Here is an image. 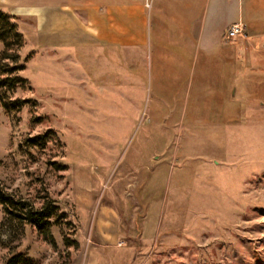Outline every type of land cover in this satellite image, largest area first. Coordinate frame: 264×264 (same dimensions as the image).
Masks as SVG:
<instances>
[{
    "label": "rangeland",
    "instance_id": "rangeland-1",
    "mask_svg": "<svg viewBox=\"0 0 264 264\" xmlns=\"http://www.w3.org/2000/svg\"><path fill=\"white\" fill-rule=\"evenodd\" d=\"M75 2L0 0L27 59L24 87L2 90L26 105H0V187L53 214L39 230L0 205V264H264V85L224 149L177 150L149 91L124 90L121 54L44 48V15Z\"/></svg>",
    "mask_w": 264,
    "mask_h": 264
},
{
    "label": "crops",
    "instance_id": "crops-1",
    "mask_svg": "<svg viewBox=\"0 0 264 264\" xmlns=\"http://www.w3.org/2000/svg\"><path fill=\"white\" fill-rule=\"evenodd\" d=\"M146 1L50 8L43 19L58 33L44 32V48L87 51L92 59L121 54L124 90L139 83L140 95L149 91L154 116L172 123L181 140L177 150L224 149L229 131L258 106L245 104L243 92L264 85V0H151L149 9ZM237 23L244 33L226 41Z\"/></svg>",
    "mask_w": 264,
    "mask_h": 264
},
{
    "label": "trees",
    "instance_id": "trees-1",
    "mask_svg": "<svg viewBox=\"0 0 264 264\" xmlns=\"http://www.w3.org/2000/svg\"><path fill=\"white\" fill-rule=\"evenodd\" d=\"M0 44L3 51L0 55V105L7 115L20 112L26 105L25 101L6 102L5 93H13L17 88H23L26 81L19 76V72L23 71L24 63L27 59L21 61L19 51L24 45L23 34L18 30L14 17L0 9ZM9 62L13 66H8ZM6 91L5 93L2 92ZM44 137V136H43ZM43 137H36L26 140L27 144L36 145L37 140ZM0 205L5 214L8 213H24L25 216H18V219L26 221V223L34 225L39 230L49 225L53 214L51 210L32 211L25 201L17 200L14 196L7 194L0 187ZM5 264H30L21 254L12 255Z\"/></svg>",
    "mask_w": 264,
    "mask_h": 264
},
{
    "label": "built area",
    "instance_id": "built-area-1",
    "mask_svg": "<svg viewBox=\"0 0 264 264\" xmlns=\"http://www.w3.org/2000/svg\"><path fill=\"white\" fill-rule=\"evenodd\" d=\"M150 6H151V0H147L145 3L146 9H149ZM243 33H244V27L240 23L234 24L228 28L225 35V40L228 42L232 41L238 38L239 36H241Z\"/></svg>",
    "mask_w": 264,
    "mask_h": 264
}]
</instances>
